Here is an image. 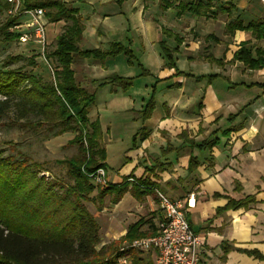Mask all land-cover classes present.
Listing matches in <instances>:
<instances>
[{"label": "crops", "instance_id": "crops-1", "mask_svg": "<svg viewBox=\"0 0 264 264\" xmlns=\"http://www.w3.org/2000/svg\"><path fill=\"white\" fill-rule=\"evenodd\" d=\"M69 1L85 26L79 43L82 51L121 42L134 50L150 72L138 77V67L122 54L104 60L72 54L76 82L95 94L89 117L101 125L108 185L129 177H151L156 187L143 201L128 191L108 207L111 229L106 236L119 238L144 217L156 215L159 222L163 212L157 193L161 192L184 202L190 227L205 240L202 263L264 264L249 253L257 250L264 256V68L247 69L243 62L232 60L241 43L255 51L264 49V39L257 40L243 29L226 34L232 18H240L244 25L264 20L262 0ZM195 2L202 3L203 15L185 10L184 5ZM65 24L64 20L51 23L49 37L63 31ZM162 41L179 47L176 65L193 76H177L174 68L167 67ZM114 74L136 78L124 91L109 82ZM210 75L220 76L209 80ZM197 76L206 78L197 80ZM156 78L170 82L167 89L159 90L155 110L144 123L139 110ZM175 83L180 86L169 87ZM143 125L151 133L134 147V137ZM230 128V133L223 134ZM216 135L219 142L211 151L192 148V139L200 143ZM74 136L65 132L52 137V144L68 146ZM168 147L172 148L164 153ZM191 157L202 162L192 173L188 170ZM247 195H254L256 202L247 208L226 209L231 199ZM224 243L230 247L227 252Z\"/></svg>", "mask_w": 264, "mask_h": 264}, {"label": "trees", "instance_id": "trees-1", "mask_svg": "<svg viewBox=\"0 0 264 264\" xmlns=\"http://www.w3.org/2000/svg\"><path fill=\"white\" fill-rule=\"evenodd\" d=\"M190 4L184 5L185 10L203 15L201 2ZM24 5L45 9L46 19L51 23L64 20L66 24L55 37L54 49L47 55L55 62L53 79L27 70L24 65L11 67L12 63L23 60L22 56L4 61L0 69V120L8 118L24 133H43L45 140L73 132L75 136L68 145H76L78 150L69 158L55 161L60 173L53 172L45 161L33 160L22 151L4 156V150H0V264H123L122 259L127 260L126 264H156L154 257H147L131 246L134 241L159 232L156 215L141 218L131 224L119 239L98 248L102 243L100 226L86 202L91 201L101 208L109 198L111 203L117 204L128 191L143 201L154 194L156 187L151 177L136 178L137 182L132 187H129L130 177L120 184L96 185L93 182L91 175L99 168H106V149L99 120L89 117V111L95 104V94L76 82L72 54L100 60L122 54L130 65L138 67V77L150 76V72L139 62L134 50L121 42H112L106 49L82 51L79 43L85 26L78 9L73 8L69 0H24ZM2 7L0 0V11ZM19 19L18 16H9L0 25V44L20 40L22 33L18 29L10 30L19 23ZM238 29L249 30L257 40L264 39V20L244 25L240 18H232L227 24L226 34L232 36ZM215 40L219 41L218 38ZM161 46L168 59L167 67L174 68L175 75L193 76L177 67L175 54L178 46L170 47L164 41ZM215 60L224 63L223 59L211 57V61ZM232 60L243 62L247 69H263L264 49L258 47L253 51L247 47V43H241ZM29 63L34 65L35 59H29ZM218 76L210 75L207 78L213 80ZM135 78L114 74L109 82L126 91L132 87ZM196 78L201 80L206 76ZM160 81L156 78L150 86L149 98L145 99L139 110L144 123L155 110V93ZM179 86L180 83H175L169 87ZM199 106H202V102ZM232 130H225L223 134ZM150 133L151 130L143 125L134 137L133 146L148 138ZM180 135L188 138L185 132ZM191 142L192 148L211 151L218 144L219 137L216 135L200 143L192 139ZM201 164V159L191 157L189 172L192 173ZM45 172L50 176L44 175ZM94 192L95 195L91 197ZM254 202V195H247L240 200L231 199L226 209L247 208ZM223 248L224 252L230 249L225 243ZM249 253L264 260L257 250Z\"/></svg>", "mask_w": 264, "mask_h": 264}, {"label": "rangeland", "instance_id": "rangeland-1", "mask_svg": "<svg viewBox=\"0 0 264 264\" xmlns=\"http://www.w3.org/2000/svg\"><path fill=\"white\" fill-rule=\"evenodd\" d=\"M3 9L0 11V25L6 21L9 17L8 8L9 4H7L4 0ZM70 2V1H69ZM71 4V3H70ZM5 6V7H4ZM51 22L48 21L47 31H45V41L43 42L33 31H26L23 28H19V32L22 33L20 40L8 43L0 44V69L4 61L8 60L10 57L14 56H22L23 60L14 62L11 64V67H20L26 66L27 70H32L36 74L42 75L46 79H53V70L55 68V62L52 59L48 58L47 55L54 49L55 37H49V27H51ZM56 33V31H54ZM62 32V31H61ZM24 37V39H22ZM35 59V64H28L29 59ZM137 69V68H136ZM139 69H137L138 71ZM168 81H160L158 83V88L155 93L157 96L159 90L167 89L169 85ZM140 83V82H138ZM197 85V84H196ZM199 87V86H198ZM149 98V97H148ZM147 98V100H148ZM146 100V101H147ZM45 136L43 133L40 134H32V133H24L17 126H14L8 118H3L0 120V150H4V156L17 154V150L22 151L25 155L31 157V159L48 163V167L55 173H60V168L55 165L56 160H61L65 158H69L76 154L78 147L77 146H64L61 147L59 144H52V137L47 138L45 140ZM20 155V154H19ZM20 157V156H19ZM106 171V170H105ZM47 177L50 176L48 172L43 173ZM41 174V175H43ZM134 178L135 177H130ZM130 181V180H129ZM131 187L133 186V182L130 181ZM96 192L91 194V197L95 195ZM159 197V192L157 193ZM160 199V198H159ZM161 204V203H160ZM111 205H114L109 201V198L106 199L103 207H99L96 203L91 201L86 202V206L91 214L94 216L97 222H99L102 243L98 246V248L103 245L110 243L113 239L108 238L106 236V232L111 229V220L109 217L111 216L110 208ZM106 208L103 210V208ZM103 210V211H102ZM158 223V220H157ZM103 224V225H102ZM103 227V229H102ZM143 254L147 257H154L155 260V251L149 250L148 252H143ZM127 263V260H126Z\"/></svg>", "mask_w": 264, "mask_h": 264}, {"label": "built area", "instance_id": "built-area-1", "mask_svg": "<svg viewBox=\"0 0 264 264\" xmlns=\"http://www.w3.org/2000/svg\"><path fill=\"white\" fill-rule=\"evenodd\" d=\"M4 1L9 4L8 15L20 17L19 23L10 30H19L24 27L23 29L33 31L44 42L48 24L45 9L29 8L24 5V0ZM262 2L264 3V0ZM91 178L96 185H107L104 168H99L91 175ZM129 180L133 183L137 182L134 178ZM159 198L163 212L158 225L159 232L156 235L138 239L131 246L142 252L154 250L156 264H204L201 252L205 240L190 227L184 211V202L171 200L161 192H159ZM121 263L126 264V260L122 259Z\"/></svg>", "mask_w": 264, "mask_h": 264}]
</instances>
